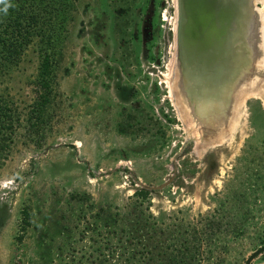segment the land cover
I'll list each match as a JSON object with an SVG mask.
<instances>
[{
  "label": "rangeland",
  "instance_id": "1",
  "mask_svg": "<svg viewBox=\"0 0 264 264\" xmlns=\"http://www.w3.org/2000/svg\"><path fill=\"white\" fill-rule=\"evenodd\" d=\"M258 6L247 16L258 24L238 27L259 36L260 56L241 40L262 74L240 75L211 128L178 89L177 0H72L44 120L26 117L34 47L0 79L21 115L0 167V264H120L134 247L133 264H245L264 245Z\"/></svg>",
  "mask_w": 264,
  "mask_h": 264
},
{
  "label": "water",
  "instance_id": "2",
  "mask_svg": "<svg viewBox=\"0 0 264 264\" xmlns=\"http://www.w3.org/2000/svg\"><path fill=\"white\" fill-rule=\"evenodd\" d=\"M245 2L177 0L178 67L186 77L185 87H190L191 93H187L197 105V114L205 121L211 118V128L216 126L214 124L218 119L226 120L235 83L242 73L250 75L251 72L253 62L243 41H234L224 47L221 36L224 26L231 24L232 14L238 5L247 6ZM232 54L235 56L230 59ZM195 90H199V93ZM164 184L153 188H161ZM263 252L264 245L254 250L246 258L245 264H252V260Z\"/></svg>",
  "mask_w": 264,
  "mask_h": 264
},
{
  "label": "trees",
  "instance_id": "3",
  "mask_svg": "<svg viewBox=\"0 0 264 264\" xmlns=\"http://www.w3.org/2000/svg\"><path fill=\"white\" fill-rule=\"evenodd\" d=\"M6 4V8L5 4H0V79L19 67L29 47L35 48L39 58L33 81L35 96L26 117L29 125H37L44 120L47 107L50 106L55 56L66 37L65 23L72 11V0H6ZM20 116L9 92L0 91V167L9 157L13 134L20 125ZM148 193L142 188L137 190L136 195L146 196ZM22 215L26 222L28 211L23 209ZM135 250L138 251L134 247L127 253L123 252L126 258L120 264H133L130 259H133ZM116 254L113 249L108 255L114 259L117 258L114 257ZM173 262L185 264L174 259Z\"/></svg>",
  "mask_w": 264,
  "mask_h": 264
},
{
  "label": "bare ground",
  "instance_id": "4",
  "mask_svg": "<svg viewBox=\"0 0 264 264\" xmlns=\"http://www.w3.org/2000/svg\"><path fill=\"white\" fill-rule=\"evenodd\" d=\"M247 6H248V8H247ZM247 6H243V5H238V7L236 8V10H235V12H234V14H232V18H231V24L230 25H226V26H224V28L222 29V31H221V36H222V43H223V45H224V47H226L228 44H230V43H232V42H234V41H236V42H238L239 40H243L244 41V43L245 44H247V45H245L247 48H251V49H253L252 48V42H251V38H249V40L248 39H246V33H243V31L246 29L245 28V26L244 27H242V28H240L239 29V27H238V22H239V20H244V24L245 25H248V24H250V21H251V19H250V16H249V18H247V16L248 15H250V11H249V5H247ZM250 26V25H249ZM242 33H243V35H242ZM241 37H243V38H241ZM259 40V39H258ZM259 50V49H258ZM260 51H261V49H260ZM258 55L260 56L261 55V52H258ZM228 56H230V55H228ZM227 56V57H228ZM233 56H235V55H231L230 56V59H232L233 58ZM237 58H238V56H236ZM241 57V56H240ZM239 57V58H240ZM181 72H182V70H181ZM261 73V72H260ZM256 74V73H255ZM258 74V73H257ZM248 76H249V74H248ZM259 75H256L255 76V78H257ZM183 77H184V79L181 81L180 79H178V81H180V84H178V89H180V91L182 90L183 92H184V94H185V99L186 100H189L190 98H189V95H188V93L187 92H190L189 90V88L190 87H188V88H186L185 87V81H186V77L183 75ZM245 78H249V77H245ZM241 79H239V81H238V83H237V85H236V83H235V85H236V88H237V90H238V92L239 91H241V87H240V83H241V81H240ZM257 81V80H256ZM245 82V81H244ZM245 83H248V82H245ZM248 85V84H247ZM243 87H245V85L243 86ZM249 87V86H248ZM196 92H198L199 93V90H195ZM243 91H245V90H243ZM237 91L235 92V93H238ZM191 93V92H190ZM185 100V101H186ZM236 100V99H235ZM190 101V100H189ZM192 102V101H191ZM190 103V102H189ZM188 103V104H189ZM187 104V103H186ZM185 105V104H184ZM197 108V107H196ZM230 108V107H229ZM231 110V109H230ZM220 120H223V119H220ZM227 122H229L228 120H227ZM225 123V122H224ZM223 122L222 123H220L219 125H218V129H217V131H219V132H223L224 131V126H223V124H224ZM209 125V124H208ZM215 134V133H214Z\"/></svg>",
  "mask_w": 264,
  "mask_h": 264
},
{
  "label": "crops",
  "instance_id": "5",
  "mask_svg": "<svg viewBox=\"0 0 264 264\" xmlns=\"http://www.w3.org/2000/svg\"><path fill=\"white\" fill-rule=\"evenodd\" d=\"M251 18V17H250ZM250 23L251 24H253L254 26L255 25H257L258 24V22H257V20H254V19H251V21H250ZM250 24V25H251ZM255 34V33H254ZM259 36H254L253 35V33H252V38H251V42H252V48H254L255 50H257V55H258V52H260V49L258 50V47H257V45H258V43H259ZM261 40L262 39H260V42H261ZM262 57V59L264 58V56L262 55L261 56ZM264 68V67H263ZM252 69V68H251ZM252 71L254 72V74L253 75H249V78L251 79L252 77H255L256 75H258V74H262V73H260L259 71H255L254 69H252ZM256 73V74H255ZM258 73V74H257ZM264 74V73H263ZM262 77H263V79H262V81L264 82V75H262ZM262 81H259V82H257V81H254V87H256V86H258V85H260L261 87L262 86H264L263 85V83H262ZM251 83H252V81H251Z\"/></svg>",
  "mask_w": 264,
  "mask_h": 264
},
{
  "label": "flooded vegetation",
  "instance_id": "6",
  "mask_svg": "<svg viewBox=\"0 0 264 264\" xmlns=\"http://www.w3.org/2000/svg\"><path fill=\"white\" fill-rule=\"evenodd\" d=\"M261 1L262 0H246L245 5H249V7L252 8L253 10L260 9L261 6H258V4H261Z\"/></svg>",
  "mask_w": 264,
  "mask_h": 264
},
{
  "label": "clouds",
  "instance_id": "7",
  "mask_svg": "<svg viewBox=\"0 0 264 264\" xmlns=\"http://www.w3.org/2000/svg\"><path fill=\"white\" fill-rule=\"evenodd\" d=\"M0 4H5V8L8 6V5L6 4V0H0Z\"/></svg>",
  "mask_w": 264,
  "mask_h": 264
}]
</instances>
